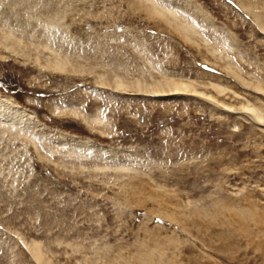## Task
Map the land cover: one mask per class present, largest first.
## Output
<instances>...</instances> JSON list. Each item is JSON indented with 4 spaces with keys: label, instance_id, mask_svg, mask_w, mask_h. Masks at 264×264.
Listing matches in <instances>:
<instances>
[{
    "label": "rangeland",
    "instance_id": "rangeland-1",
    "mask_svg": "<svg viewBox=\"0 0 264 264\" xmlns=\"http://www.w3.org/2000/svg\"><path fill=\"white\" fill-rule=\"evenodd\" d=\"M151 1L202 48L138 0H0L26 45L0 38V120L17 128H0V264H264V122L241 109L264 115V0ZM37 45L72 66L41 48L37 63ZM151 76L221 103L141 92Z\"/></svg>",
    "mask_w": 264,
    "mask_h": 264
},
{
    "label": "bare ground",
    "instance_id": "bare-ground-1",
    "mask_svg": "<svg viewBox=\"0 0 264 264\" xmlns=\"http://www.w3.org/2000/svg\"><path fill=\"white\" fill-rule=\"evenodd\" d=\"M138 1L141 3V6L146 4V8L148 7L149 12H150L149 14H152L154 17H159V18L163 19L164 21L169 23V25L173 26L178 31V33L180 35H182L186 40H188L191 43H196L197 46L200 47V44H198V42H197L198 39L196 41V37L198 35V32L196 31V29L193 26H191L190 24H188L187 22L183 21L181 18H179L175 12H173L172 10L171 11L167 10L164 7H159L151 0H138ZM198 10L200 11V9H198ZM257 17H258V21L260 22L261 26L264 27V22H263L264 17H262V18L260 16H257ZM49 19H51V18H49ZM52 19L55 20L54 17ZM50 22H51V20H50ZM51 25L54 26V23H52ZM49 28H50V26H49ZM46 29H47V27H46ZM51 29H52V27H51ZM0 38L3 40V43H4V45L2 47H4L5 50H8L11 54H16V48H19L20 50L22 49V51H24L26 48L25 43H23V41L21 39H19V37H16L15 30L9 26H8V30H2V31L0 30ZM199 39H201V36H199ZM207 43L208 42L204 41V44H206L208 53H210L213 56V58L215 57L216 59L218 58L219 61H223L224 62L223 65H225V68L231 71L232 65H231L228 57L226 58L227 59L226 60L225 57L221 53H219V51H217L215 47H213V45L211 46L209 43H208L209 45ZM40 48L43 51L49 50L48 49L49 47L47 45H43V46L37 45L33 48V49H35L34 51L37 53V57H36L37 63H40L39 55L42 53V51H40ZM200 48H202V47H200ZM50 49L51 50H49V51H52L51 55L53 56V58L47 60V66H50V68L52 67V69H55V71L56 70L57 71L58 70L63 71V70H66L68 65L72 66L71 62L64 60V57L58 56L56 51H53L52 48H50ZM25 56H26V53H25ZM237 72L238 71L236 69H235V71L234 70L232 71L233 74L237 75L241 79V81L243 82L244 85H250L248 82L245 81V79H242L238 75L239 73L237 74ZM151 77H152V81L150 83L146 82L145 85H143V83L141 85L140 81L136 83V84H138V86H140L139 90L141 92H144V93H146L148 95H152V96H158V97H167V96H172V97L173 96L202 97V98H205L207 100L212 101L213 103L214 102H216L217 104L221 103V102L217 101V99L214 98V96L211 95L210 93L207 94V93H204L203 91H201L200 90L201 87L200 88L198 87L199 86L198 82L196 83V82L191 81V80L186 81L183 79H178V78L176 79L174 77H166V76H162V78H159V79H157V77H153V76H151ZM116 78H117V81L116 80L115 81L117 84V88L126 89L127 87H126V84L123 82V80L121 78H118V77H116ZM101 79H102V77H101ZM101 82H103V81H101ZM260 83L261 82L258 81L257 84H253L250 86L251 87L253 86L258 91H263L264 89H262ZM133 84H135V82H133ZM203 85H204V87L202 86L203 88H208V89L211 88V89L215 90V93L217 92L218 95L220 94L221 96H223V94L225 93V90H226L221 85L216 84V83H212V82L204 83ZM132 87H133V85H132ZM247 103L248 104H244L242 106V108H241L242 111H244V113L247 112L248 114H250V115H248V114L247 115L252 116L253 119H255L257 122H259V123L264 122V115L262 114L263 111L261 112V109L257 108L255 105L249 104V102H247ZM8 106L10 107L9 108L10 111H12V109L14 111H20L21 110L20 107H18V105L15 103H10V104H8ZM14 111H12L11 114ZM75 115H76V113H75ZM92 118H94V117H92ZM85 122L87 124H91V123H97V122H101V121H99L95 117V119H88V120L85 119ZM0 128H2L4 130H15V131L17 130L15 124H13V123L9 124L6 121V119H5V121L0 120ZM25 245L28 248V251L31 253L34 261L37 263L40 262L42 260V253H41V249H40V246L38 245V243H33L32 245H28V244H25ZM142 263L144 264L145 262H141V264Z\"/></svg>",
    "mask_w": 264,
    "mask_h": 264
}]
</instances>
